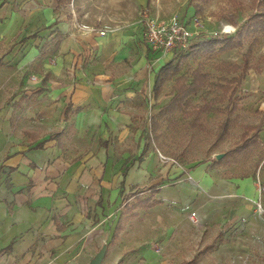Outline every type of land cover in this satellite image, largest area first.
Here are the masks:
<instances>
[{
  "label": "crops",
  "instance_id": "1",
  "mask_svg": "<svg viewBox=\"0 0 264 264\" xmlns=\"http://www.w3.org/2000/svg\"><path fill=\"white\" fill-rule=\"evenodd\" d=\"M153 4L0 0L16 93L0 100V264H89L104 244L102 264H254L255 180L173 168L144 140L173 56L145 39Z\"/></svg>",
  "mask_w": 264,
  "mask_h": 264
},
{
  "label": "rangeland",
  "instance_id": "2",
  "mask_svg": "<svg viewBox=\"0 0 264 264\" xmlns=\"http://www.w3.org/2000/svg\"><path fill=\"white\" fill-rule=\"evenodd\" d=\"M44 1L45 3L48 2V0ZM153 1V7L148 9L161 20H167L174 15L182 18L188 17L190 22L194 17L199 18V28L203 31L202 39L220 33L227 24L234 26V31L231 32V34H234L247 21L248 17L256 11L258 1L261 0H211L209 3H202L203 9L201 13H196L194 7L195 3H199L197 2L198 0ZM251 41L245 40L243 46L234 49L224 50L218 46L214 51L201 53L197 58H183L180 61L181 73L190 74L193 69L202 65L203 70L211 75L214 84L225 83L224 78H230L231 75L217 70V64L221 62H241L242 55L248 50ZM42 44V42L39 43L38 48ZM11 46V44L3 46L0 43V77H2L0 80V100L2 101V107H6L8 103H11L10 98L15 93L12 87V78L14 77L12 68L14 70L15 67L6 65L3 62ZM46 52L48 57L52 54V50H46ZM263 54L264 33H261L257 36L253 47L252 64L255 68L249 70L241 86L238 93L240 108L233 116L234 122L230 126L229 133L224 140L218 142L216 134L219 125L226 117L225 107L227 102H219L215 105L213 111L201 117L197 128H190L189 121L181 113H177L175 119L178 123L175 128L167 129L166 124H163L160 129V138L158 141L152 142L150 147L157 145L159 148L156 149V154L163 163H171L173 168L210 162L211 168L219 171L224 178H230L235 175L253 178L258 187L255 207L261 214L262 218L260 219L264 224V63L258 61V58ZM257 66L262 67V73H258L255 70ZM35 76H37V71L34 68L18 72V78L29 77L32 82L38 80ZM176 76L167 80L164 84L160 98L152 106V112L157 111L159 107L170 100ZM221 92L222 90L214 85L191 97L187 107L193 108L206 98L213 99L218 97ZM149 114L147 113L148 117ZM259 123L262 126V131L260 132L261 146L253 148L249 152H235L232 155H228L220 165L214 164L215 160L223 159L226 151L237 145L240 135L244 132L245 125ZM149 133L150 128L144 129V140L146 143ZM219 155H221V158H218ZM259 204L262 206L261 209ZM254 250V264H264V236L257 242Z\"/></svg>",
  "mask_w": 264,
  "mask_h": 264
},
{
  "label": "trees",
  "instance_id": "3",
  "mask_svg": "<svg viewBox=\"0 0 264 264\" xmlns=\"http://www.w3.org/2000/svg\"><path fill=\"white\" fill-rule=\"evenodd\" d=\"M211 0H198L194 7L196 13H201L202 5L209 3ZM203 3V4H202ZM234 23H236L234 21ZM264 33V0L258 1L257 9L247 19V21L231 35H217L207 36L196 41L191 50L188 53L182 54L181 52H175L173 56L165 62L156 72V81L154 85V96L159 99L164 84L167 80L172 79L175 75V84L171 91L170 100L163 104L159 109L154 112L150 117V133L148 137V143L150 146L152 142L158 141L160 138V129L163 124H166L167 129H173L177 125L175 115L181 113L185 119L189 121L190 128L199 127V121L201 117L213 111L217 103L227 102L225 107L226 117L224 121L219 125L216 139L222 141L229 133V128L234 122L233 116L240 108V98L238 93L244 83L246 76L250 69L255 68L252 64L253 47L257 36ZM245 40H252L249 43L248 50L242 55V60L239 63L233 62H221L218 63L216 68L220 72L231 75L230 78L225 77V83L214 84L212 82L211 75L203 70V66L199 65L196 69H193L190 74L181 73L180 61L183 58H197L201 53H209L220 46L221 49H234L244 45ZM260 63H264V54L258 58ZM258 73H262V67L257 66L255 69ZM214 85L218 86L222 92L218 97L213 99H204L200 104L195 105L193 108H188V103L191 97L196 96L201 91L211 88ZM76 109L75 111H78ZM71 111L68 108L67 112ZM264 114V111H263ZM262 131L261 123L248 124L244 126V132L240 135V139L235 147L226 151V155L221 160H215L214 164L220 165L228 155H232L235 152L244 153L249 152L253 148L261 146L260 132ZM158 149L155 145L151 147ZM146 201V200H145ZM142 204L144 200L139 201ZM148 202V201H146Z\"/></svg>",
  "mask_w": 264,
  "mask_h": 264
},
{
  "label": "built area",
  "instance_id": "4",
  "mask_svg": "<svg viewBox=\"0 0 264 264\" xmlns=\"http://www.w3.org/2000/svg\"><path fill=\"white\" fill-rule=\"evenodd\" d=\"M143 23L147 43L151 49L164 55H173L178 51L183 54L187 53L191 50L193 44L201 39L203 34V31L199 28L200 22L197 17H194L191 22L176 15L167 20H161L150 17L146 11ZM232 31H234V26L227 24L220 33L212 36L231 35ZM259 207L262 208L261 204H259ZM195 215V212H193L192 216Z\"/></svg>",
  "mask_w": 264,
  "mask_h": 264
},
{
  "label": "water",
  "instance_id": "5",
  "mask_svg": "<svg viewBox=\"0 0 264 264\" xmlns=\"http://www.w3.org/2000/svg\"><path fill=\"white\" fill-rule=\"evenodd\" d=\"M218 158H221V155H219ZM106 251H107V245L104 244L100 250L97 252V254L91 259V261L89 262V264H102L103 259L106 255Z\"/></svg>",
  "mask_w": 264,
  "mask_h": 264
}]
</instances>
